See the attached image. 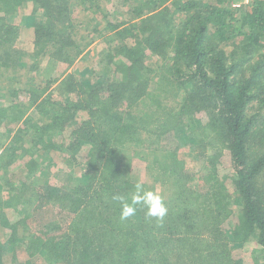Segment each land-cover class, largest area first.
I'll list each match as a JSON object with an SVG mask.
<instances>
[{"label":"trees","instance_id":"1","mask_svg":"<svg viewBox=\"0 0 264 264\" xmlns=\"http://www.w3.org/2000/svg\"><path fill=\"white\" fill-rule=\"evenodd\" d=\"M95 1L0 0V72L24 68L21 57L37 71L43 63L71 64L84 50L74 37L80 26L76 6ZM232 1L147 0L132 8L139 23L116 33L125 42L133 39L116 51L124 57L113 70L118 79L92 88L69 75L59 81L65 98L55 101L47 91L57 78L24 90L18 75L13 85L19 86L0 95V127L19 123L0 134V170L8 171L23 156L24 142L40 148L58 142L72 160L89 148L85 184L65 190L44 186L23 209L17 208L18 187L9 183L3 190L20 201H0L1 229L8 235L6 241L0 236V264L10 250L14 264H240L230 257L231 248L250 242L259 247L253 261L264 264V55L253 63L264 50V0L246 9ZM25 5L33 13L27 48L19 42L21 29L7 16ZM176 16L182 19L177 31ZM154 58L158 68L151 70L146 63ZM205 131L215 146L207 143ZM181 135L212 176L198 177L186 168L178 156ZM5 144L11 161L3 163ZM220 157L228 163L222 179ZM227 177L233 194L224 184ZM135 183L161 190L168 210L163 220L145 216L139 205L134 217L120 219V202L112 196L130 200ZM2 188L0 181L1 193ZM233 199L237 217L226 235ZM4 205L16 221L5 217ZM45 209L52 218L41 217ZM18 245L27 252L23 262L16 258Z\"/></svg>","mask_w":264,"mask_h":264},{"label":"rangeland","instance_id":"2","mask_svg":"<svg viewBox=\"0 0 264 264\" xmlns=\"http://www.w3.org/2000/svg\"><path fill=\"white\" fill-rule=\"evenodd\" d=\"M146 1L147 0H137L136 3L132 2L126 4L123 0H96L92 4L89 3V1L88 4H84V6L82 4L83 2H81V4H78V6H76V11L79 17L77 24L80 26L78 28L79 32L77 29L78 35L76 34L74 37L76 43L80 45V49H84L83 52L79 54L69 65H59L53 63L52 66L48 67L43 63L41 68L42 70L40 69L38 71L32 68L33 63H31L29 58L25 59V57H21L20 61L24 63V68L17 69L16 71L9 70L8 73L0 72V95L5 96V92H7L8 94L10 90L13 89L12 87L17 88L19 86L13 85L16 82L15 79L16 77H18V75L22 76L21 81L24 82V90L32 89L33 87H42L44 86L46 80L50 78H57L58 82L56 81V83L53 84L47 91V94L51 95V97H53L55 101H60L65 98V94L61 91L59 81L65 79L69 75L74 76V78L78 81H87L88 87L92 86V88L96 86L98 82L104 81L106 78L116 79L118 76L113 72V70L115 69V65L120 62V59L124 58L122 55L116 54V51H118L122 45L131 46L133 40L129 39L125 42L121 38H118V35L116 33L121 29L130 28L128 26L132 25V23H139L140 19L132 14V8L144 4ZM202 1H209L207 2L209 4H212L214 2V0ZM232 3L235 8H248L247 6L243 5L244 0H233ZM82 7H85L87 9L82 10ZM32 15V7L30 5L18 7L13 14H7V16H9V22L15 24L16 26H19V28L21 29L19 42L21 41L22 45L26 48L29 47V41L31 40L32 36L31 30H27L28 27L31 26L29 18H31L30 16ZM174 18L175 19H173V24L176 26L175 31H177V27L179 26V24H181L180 22L182 21V19L177 16ZM108 23H111L114 26L118 25L119 28L108 30ZM238 43L239 42L237 41L235 42V44ZM228 50L230 51L229 48L225 49V51L227 52ZM262 54L264 55V50L259 49L256 53V57L253 63L258 60L257 55L261 56ZM110 61L112 63L109 65L108 62ZM157 63V59H149L146 63V67L151 70H155L156 68H158ZM149 75L150 77L153 76L150 73ZM155 90L160 92L158 88H155ZM157 95H159V93H157ZM162 100L164 101V99ZM178 100L179 97L176 98L175 102L177 103ZM173 102L174 100L170 101L168 106ZM23 103L24 106L28 107L27 99L24 100ZM32 110H34V108ZM33 113H30L29 116L31 119L35 120L36 117L33 116ZM24 119L30 120L27 117H24ZM47 122L48 119L45 118L44 123ZM16 125H19V123H11L8 126H6V124L2 125L0 127V134L5 133L4 128L6 127L11 130H15ZM205 134L207 136V138H205V140H207V143L215 146V139L213 140L212 137H210L208 131H205ZM183 138H185V135H181L179 141L181 146L178 156L181 159L186 160L184 161L186 168L190 170L195 176L198 175V177H205L209 173V176H212L213 174L210 171L209 167H201V160L198 158V155L194 154L195 152L191 150L188 145H186L188 144V142ZM3 140L4 138L0 136V144L3 142ZM57 140L59 141V139ZM58 144V142L46 141V143L43 144L40 148L34 143L24 142L23 156L15 161H13L12 159L13 162L8 168V171H5L4 169L0 170V181L4 185V188H2V193L0 192V201H13V203L15 201H20L17 197L12 196L13 194H10V192H3V190H8L10 188L9 183H11V185L15 187H18L17 192L19 195H22V201H20V204L17 205L18 209H23V207L27 205L29 196L41 192L40 189L44 186L51 185L65 190L72 189L79 183L85 184L87 180L82 178L84 175L83 164L87 160L86 157H88L87 155L89 153V148L84 147L80 155L77 156L76 159L73 158L72 160L70 156L62 155V148L60 149L58 147ZM16 145H18V143ZM6 146L7 144L1 147V154L5 156L3 159V163L9 160L11 161L10 158H7L9 157V154H7L6 151H3L4 147ZM15 146L13 144L10 147L11 149H13V152H15ZM221 157L219 158L220 160L218 162V171L220 174L219 177H221L222 179L226 175L225 169H227L228 163ZM74 160H76V162H74ZM35 165L38 167L35 168V171H31ZM229 179L230 178L224 180V184H226L229 194H233V186L231 185V181ZM201 181L203 180L201 179ZM148 184L149 186H151L149 182ZM155 191L158 194H160L161 192L160 189L158 191V188H156ZM201 193L203 194L204 191H201ZM2 209L7 219L11 220L12 222L18 219V217L15 215V212L12 211V208H10L9 206L4 205ZM230 209H232L231 212L233 213L223 225L224 233L226 235H229L228 233L236 221L238 211V204L236 203V201L233 202V206L231 205ZM41 217H44L45 220H47L48 218H52L49 214V209L43 210V216ZM19 233H22L21 235L24 237V231L22 229L19 230ZM0 236L2 241H6V238L8 236L7 233L1 229V224ZM258 249V245L253 242L248 243L242 248L232 247L230 257H232V259H234L235 261H241L240 264H255V261H253L252 259V255H254ZM16 253V258L18 259V261L23 262L28 258L27 252L24 251V247L22 246H19V248H17ZM14 260L15 259L12 250H10L5 255L3 263L14 264Z\"/></svg>","mask_w":264,"mask_h":264},{"label":"clouds","instance_id":"3","mask_svg":"<svg viewBox=\"0 0 264 264\" xmlns=\"http://www.w3.org/2000/svg\"><path fill=\"white\" fill-rule=\"evenodd\" d=\"M112 199L120 202L121 220L134 217L137 213L138 205L145 210V216L154 217L158 220H163L168 211L162 196L156 191L146 190L140 183L134 184L130 200L122 195H113Z\"/></svg>","mask_w":264,"mask_h":264},{"label":"built area","instance_id":"4","mask_svg":"<svg viewBox=\"0 0 264 264\" xmlns=\"http://www.w3.org/2000/svg\"><path fill=\"white\" fill-rule=\"evenodd\" d=\"M254 1H255V0H244L243 5H244V6H247V5L251 4V3L254 2Z\"/></svg>","mask_w":264,"mask_h":264}]
</instances>
